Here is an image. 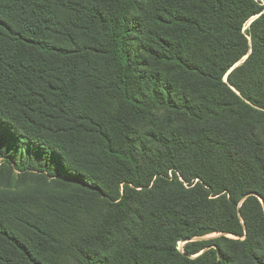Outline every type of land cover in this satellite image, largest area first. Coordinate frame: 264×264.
<instances>
[{"label":"trees","instance_id":"trees-1","mask_svg":"<svg viewBox=\"0 0 264 264\" xmlns=\"http://www.w3.org/2000/svg\"><path fill=\"white\" fill-rule=\"evenodd\" d=\"M1 160L93 216L81 264H264V0H0ZM27 195L0 264H59Z\"/></svg>","mask_w":264,"mask_h":264},{"label":"rangeland","instance_id":"rangeland-1","mask_svg":"<svg viewBox=\"0 0 264 264\" xmlns=\"http://www.w3.org/2000/svg\"><path fill=\"white\" fill-rule=\"evenodd\" d=\"M255 19V18H254ZM250 25L248 23L246 28ZM246 58H244L245 60ZM241 61L235 67L241 65L243 62ZM159 115H164V111L156 112ZM146 127H148L146 125ZM3 164L2 160L0 161V166ZM12 170L7 165L3 168L0 173V193L7 190L13 191H23L28 195L26 196L25 204L23 207L35 212L36 214H40L47 219L50 224L52 231L55 236L61 239L67 246H69V252H64L59 260V264H81L78 255V247L81 245L83 241V237L86 235L87 231H89L93 225V216L89 214H79L76 218L78 219L77 225L68 226L64 223L58 222L53 219L50 215L46 214L44 204H47L46 196H43L42 192L43 188H46L48 193H56L57 195L61 192V188L56 181H52V179H48L47 181L39 176L40 174L31 173V172H18L16 171L15 180L16 186H11L10 182L12 178H9ZM47 183H46V182ZM51 186V187H50ZM60 195V194H59ZM262 197L260 200L262 201ZM264 200V199H263ZM264 203V201H262ZM96 208H101V205H95ZM220 233H214L212 235H208L202 237L204 239H212L217 236H220ZM187 240L180 241V248L182 249L184 244L187 243Z\"/></svg>","mask_w":264,"mask_h":264},{"label":"water","instance_id":"water-1","mask_svg":"<svg viewBox=\"0 0 264 264\" xmlns=\"http://www.w3.org/2000/svg\"><path fill=\"white\" fill-rule=\"evenodd\" d=\"M246 58H247V57H246ZM262 201H264V200L262 199ZM201 239H204V238H201ZM179 249L181 250V248H180V244H179ZM201 253H202V252H201ZM201 253H200V254H201ZM200 254H199V255H200Z\"/></svg>","mask_w":264,"mask_h":264}]
</instances>
